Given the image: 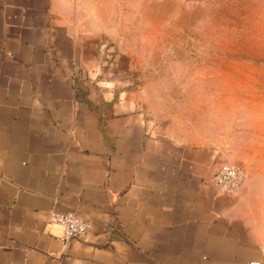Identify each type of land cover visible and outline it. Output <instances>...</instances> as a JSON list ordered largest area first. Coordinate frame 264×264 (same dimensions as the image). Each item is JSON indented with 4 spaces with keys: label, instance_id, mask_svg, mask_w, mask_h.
Wrapping results in <instances>:
<instances>
[{
    "label": "crops",
    "instance_id": "obj_1",
    "mask_svg": "<svg viewBox=\"0 0 264 264\" xmlns=\"http://www.w3.org/2000/svg\"><path fill=\"white\" fill-rule=\"evenodd\" d=\"M68 0H0V264H264V149H216L82 77ZM243 167L237 193L212 183ZM89 222L65 241L48 220Z\"/></svg>",
    "mask_w": 264,
    "mask_h": 264
},
{
    "label": "rangeland",
    "instance_id": "obj_2",
    "mask_svg": "<svg viewBox=\"0 0 264 264\" xmlns=\"http://www.w3.org/2000/svg\"><path fill=\"white\" fill-rule=\"evenodd\" d=\"M62 13L82 77L138 92L216 149H264V0H68Z\"/></svg>",
    "mask_w": 264,
    "mask_h": 264
},
{
    "label": "built area",
    "instance_id": "obj_3",
    "mask_svg": "<svg viewBox=\"0 0 264 264\" xmlns=\"http://www.w3.org/2000/svg\"><path fill=\"white\" fill-rule=\"evenodd\" d=\"M246 176L243 167L234 163H222L212 177V183L215 188L222 193H237L241 190ZM48 220L59 225L62 228V236L65 241L75 237L83 236L90 231L91 224L72 211L58 212L51 210ZM249 264H258L252 261Z\"/></svg>",
    "mask_w": 264,
    "mask_h": 264
}]
</instances>
